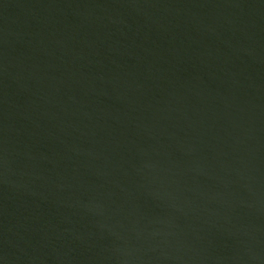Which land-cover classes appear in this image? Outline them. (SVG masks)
<instances>
[{"label": "water", "instance_id": "1", "mask_svg": "<svg viewBox=\"0 0 264 264\" xmlns=\"http://www.w3.org/2000/svg\"><path fill=\"white\" fill-rule=\"evenodd\" d=\"M0 264H264V0H0Z\"/></svg>", "mask_w": 264, "mask_h": 264}]
</instances>
